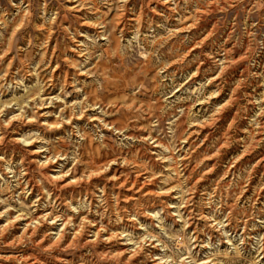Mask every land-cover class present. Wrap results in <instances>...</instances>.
Listing matches in <instances>:
<instances>
[{
    "label": "clouds",
    "instance_id": "obj_1",
    "mask_svg": "<svg viewBox=\"0 0 264 264\" xmlns=\"http://www.w3.org/2000/svg\"><path fill=\"white\" fill-rule=\"evenodd\" d=\"M61 255L264 264V0H0V264Z\"/></svg>",
    "mask_w": 264,
    "mask_h": 264
},
{
    "label": "rangeland",
    "instance_id": "obj_2",
    "mask_svg": "<svg viewBox=\"0 0 264 264\" xmlns=\"http://www.w3.org/2000/svg\"><path fill=\"white\" fill-rule=\"evenodd\" d=\"M49 47L52 49V51H55V42L54 41H49ZM237 59H239V57H237ZM237 67H239V65H237ZM194 70V68H193ZM56 72L59 71V68L57 67L55 69ZM233 69H230L229 72H232ZM240 71H243V68H240ZM194 80L199 79V76L194 77ZM214 84H210L209 85V90H214ZM221 96H223V92L220 94ZM214 100H219L220 97H214ZM228 97H225L223 101H221V103H226L227 102ZM231 123V121H229V124ZM224 127L227 129L229 127L228 124H225ZM194 135L197 137H200L201 139H204V137L207 135L211 136L210 133H208L207 129H203L201 131H197L194 132ZM204 143H208L207 139H204ZM201 147H203V145H201ZM220 147V152L218 154L214 153V152H210L209 153V159L205 161V163L208 165L209 168L212 169L211 172H208L207 175H212L214 172L223 169V171H221V176H224L225 173L227 172L228 174H231V171L236 168L237 166H239L241 164L242 161L247 160L248 156L254 155V153H247L244 154L243 152V148H241V150L239 152H232L231 151V147L230 146H223L220 145L218 146ZM226 153H231V155H227ZM238 157V159L236 158ZM221 161H223V163H221ZM213 165H215V167H213ZM225 178H227L225 176ZM129 192H131V188L128 189ZM45 244L48 243H54V241H44ZM71 259V257H64L63 255L59 256L56 258L55 260V264H61V261L63 259Z\"/></svg>",
    "mask_w": 264,
    "mask_h": 264
}]
</instances>
